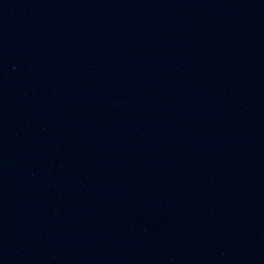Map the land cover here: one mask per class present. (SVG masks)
Here are the masks:
<instances>
[{
	"label": "water",
	"instance_id": "obj_1",
	"mask_svg": "<svg viewBox=\"0 0 264 264\" xmlns=\"http://www.w3.org/2000/svg\"><path fill=\"white\" fill-rule=\"evenodd\" d=\"M0 264H264V0H0Z\"/></svg>",
	"mask_w": 264,
	"mask_h": 264
}]
</instances>
